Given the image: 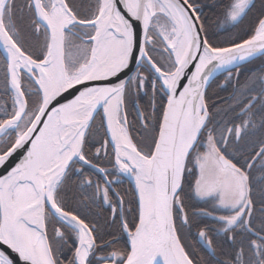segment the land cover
I'll use <instances>...</instances> for the list:
<instances>
[{"label": "snow or ice", "instance_id": "snow-or-ice-1", "mask_svg": "<svg viewBox=\"0 0 264 264\" xmlns=\"http://www.w3.org/2000/svg\"><path fill=\"white\" fill-rule=\"evenodd\" d=\"M0 50V264H264V0H0Z\"/></svg>", "mask_w": 264, "mask_h": 264}, {"label": "trees", "instance_id": "trees-1", "mask_svg": "<svg viewBox=\"0 0 264 264\" xmlns=\"http://www.w3.org/2000/svg\"><path fill=\"white\" fill-rule=\"evenodd\" d=\"M261 69H264V60L256 59L250 64H246L245 67H243L240 71V80L244 81L249 75H251L252 71H260ZM223 75L217 77L215 80L220 81L222 79ZM231 92V88H228L227 90L220 89L216 87V84L213 83L212 87L210 89V95H212L213 99H215L218 103L222 102L224 98H227ZM193 242L195 243V238H192ZM195 247L200 249L201 246H199L197 243H195ZM203 254V253H202Z\"/></svg>", "mask_w": 264, "mask_h": 264}, {"label": "rangeland", "instance_id": "rangeland-1", "mask_svg": "<svg viewBox=\"0 0 264 264\" xmlns=\"http://www.w3.org/2000/svg\"><path fill=\"white\" fill-rule=\"evenodd\" d=\"M222 80H223V77H222V79H220V81L219 82H222ZM125 186H131L130 184H125ZM206 219V218H205ZM192 238H195V235L193 234V236H192ZM196 239V238H195ZM195 241V240H194ZM198 244V243H197ZM199 246H201L200 244H198Z\"/></svg>", "mask_w": 264, "mask_h": 264}, {"label": "water", "instance_id": "water-1", "mask_svg": "<svg viewBox=\"0 0 264 264\" xmlns=\"http://www.w3.org/2000/svg\"><path fill=\"white\" fill-rule=\"evenodd\" d=\"M0 51H2V50H0ZM221 75H223V74H219L217 77H219V76H221ZM217 77H216V78H217ZM216 78H215V79H216Z\"/></svg>", "mask_w": 264, "mask_h": 264}]
</instances>
